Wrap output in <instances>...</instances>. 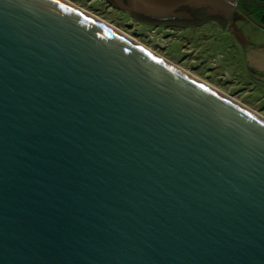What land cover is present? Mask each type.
I'll return each instance as SVG.
<instances>
[{"label":"water","instance_id":"95a60500","mask_svg":"<svg viewBox=\"0 0 264 264\" xmlns=\"http://www.w3.org/2000/svg\"><path fill=\"white\" fill-rule=\"evenodd\" d=\"M0 264H264V120L59 0H0Z\"/></svg>","mask_w":264,"mask_h":264},{"label":"rangeland","instance_id":"374dc122","mask_svg":"<svg viewBox=\"0 0 264 264\" xmlns=\"http://www.w3.org/2000/svg\"><path fill=\"white\" fill-rule=\"evenodd\" d=\"M67 1L80 8L81 12L112 27L124 38L243 104L264 119V81L246 70V43L241 38L264 42V27L255 23H264V5L257 0L246 3L237 0L240 6L248 9L249 16L238 18L234 15L231 19L233 25L229 27L216 19H209L215 16H202L196 23L202 22L194 24V21L193 25L181 27L160 23L164 20L140 13L133 15L110 0Z\"/></svg>","mask_w":264,"mask_h":264},{"label":"crops","instance_id":"0c3cea01","mask_svg":"<svg viewBox=\"0 0 264 264\" xmlns=\"http://www.w3.org/2000/svg\"><path fill=\"white\" fill-rule=\"evenodd\" d=\"M248 0H244V2L246 3ZM257 2L261 3L262 5H264V0H257ZM242 7V6H241ZM242 9L246 12H248V9L243 6ZM238 15H236L238 18L241 16H246V14H244L242 11L237 10ZM208 16V15H206ZM201 18V17H199ZM212 19V18H209ZM215 19V18H214ZM229 18H227L226 23H223L221 21V19L216 18V20L221 23L223 26L225 27H229L232 26V21L228 20ZM197 18L193 19V20H188V21H183L181 22L182 24H184L185 26H188L190 24L193 25V22L195 21L194 24H198L200 22L196 23ZM205 20V19H204ZM165 21V20H164ZM164 21H161L160 23L164 24ZM187 22H191L189 24H187ZM242 41L244 43H246L245 49H244V59L246 62V70L250 72V74L252 76H255L261 80L264 81V42H255L253 39V41L250 38H245V37H241Z\"/></svg>","mask_w":264,"mask_h":264},{"label":"bare ground","instance_id":"6f19581e","mask_svg":"<svg viewBox=\"0 0 264 264\" xmlns=\"http://www.w3.org/2000/svg\"><path fill=\"white\" fill-rule=\"evenodd\" d=\"M59 1L62 2V3L67 4L68 6L74 8V9H76V10H78V11H80V10H79L80 8H78V7L75 6L74 4H71V3H70L69 1H67V0H59ZM80 12H81V11H80ZM81 13L85 14V12H81ZM88 14H89V13H88ZM85 15L88 16V17H90V18H92L93 20L99 22L100 24L106 26V27L109 28L110 30H112V31H114L115 33H117V34L120 35V33H118V31H116V30H114L112 27H110V26H108V25L102 23L101 21H99L98 19L94 18L93 16H90V15H87V14H85ZM121 36H122V35H121ZM122 37H124V36H122ZM158 58L161 59L162 61H164V62L170 64V62H167L166 60H164V59H162V58H160V57H158ZM171 65H172V64H171ZM174 67L176 68V66H174ZM177 69L179 70V68H177ZM180 71H181L182 73H184V72L182 71V69H180ZM184 74H185V73H184ZM185 75H187L188 77H190V78H192V79L198 81L199 83H201V84L207 86L208 88H210V89H212V90H214V91L220 93L221 95L226 96L225 94L219 92L218 90L212 88L211 86L206 85L205 83H203L202 81H200L198 78H196V77H194V76H191V75H189V74H185ZM226 98L232 100V99L229 98L228 96H226ZM232 101L236 102L238 105L242 106V107L245 108L246 110H248V111H250L251 113H253L252 110H249V109H248L246 106H244L243 104H241V103H239V102H237V101H235V100H232ZM253 114H255V113H253ZM255 115H256V114H255ZM256 116H258V115H256ZM258 117H259V116H258ZM259 118L263 119L262 117H259ZM263 120H264V119H263Z\"/></svg>","mask_w":264,"mask_h":264},{"label":"flooded vegetation","instance_id":"af4514ba","mask_svg":"<svg viewBox=\"0 0 264 264\" xmlns=\"http://www.w3.org/2000/svg\"><path fill=\"white\" fill-rule=\"evenodd\" d=\"M206 16V15H205ZM212 16H215L216 18H219V19H221V16L220 15H212ZM145 17V16H144ZM232 17L233 16H229V19L228 20H231L232 19ZM199 18V17H198ZM197 18V19H198ZM156 19H162V18H156ZM193 20V19H195V18H186V17H180V16H171V17H167V18H163V20H165L164 22H166V21H169V20H171L170 21V23H165V24H167V25H177V26H181V27H186L184 24H182L181 22L183 21V20Z\"/></svg>","mask_w":264,"mask_h":264},{"label":"trees","instance_id":"16d2710c","mask_svg":"<svg viewBox=\"0 0 264 264\" xmlns=\"http://www.w3.org/2000/svg\"><path fill=\"white\" fill-rule=\"evenodd\" d=\"M110 1H112V0H110ZM112 2H113V1H112ZM241 6L243 7L244 5H241ZM130 13H131V12H130ZM132 14H133V15H136V16L139 15L137 12H132ZM212 19H214V18H212ZM215 19H216V18H215ZM170 21H171V20L166 21V22H164V24H165V23H170ZM183 21H184V20H183ZM183 21H182V22H183ZM149 22H151V23H155L154 21H149Z\"/></svg>","mask_w":264,"mask_h":264}]
</instances>
